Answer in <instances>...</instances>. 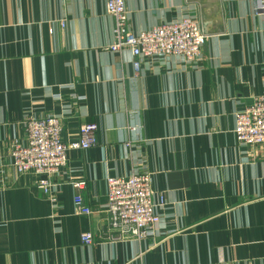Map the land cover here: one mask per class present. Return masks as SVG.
<instances>
[{"label": "crops", "instance_id": "crops-1", "mask_svg": "<svg viewBox=\"0 0 264 264\" xmlns=\"http://www.w3.org/2000/svg\"><path fill=\"white\" fill-rule=\"evenodd\" d=\"M124 1L136 33L195 18L200 59L111 51L105 0H0V264H264V144L233 133L235 112L264 90V0ZM28 115L58 116L65 143L96 125L49 192L11 165ZM135 173L163 204L153 234L123 238L106 178Z\"/></svg>", "mask_w": 264, "mask_h": 264}, {"label": "built area", "instance_id": "built-area-1", "mask_svg": "<svg viewBox=\"0 0 264 264\" xmlns=\"http://www.w3.org/2000/svg\"><path fill=\"white\" fill-rule=\"evenodd\" d=\"M105 10L114 19V41L111 51L122 48L130 50L132 56L154 58L179 55L186 62L200 59L201 46L206 40L198 21L190 16L164 22L141 32H133L128 26L124 0H105ZM137 71L139 63L134 60ZM233 133L240 144H264V90L256 95L251 104L235 112ZM25 140L13 139L10 144L11 165L18 173L32 172L39 176L37 186L44 192L51 188L50 176L58 173L66 163V152L70 149H86L96 143L94 123H84L78 128L79 137L65 143L61 140V120L50 115L36 118L28 115L24 119ZM80 189L83 181H73ZM106 208L110 212V226L119 231L123 238H146L153 234L159 222L158 208L163 197L154 201L149 174L135 173L127 177L106 178ZM78 212L90 213L79 194L74 196ZM84 243L92 241V234H81ZM74 264H93L77 262Z\"/></svg>", "mask_w": 264, "mask_h": 264}]
</instances>
